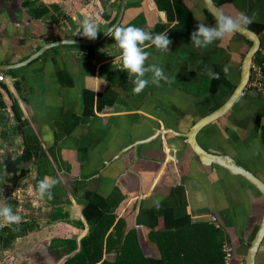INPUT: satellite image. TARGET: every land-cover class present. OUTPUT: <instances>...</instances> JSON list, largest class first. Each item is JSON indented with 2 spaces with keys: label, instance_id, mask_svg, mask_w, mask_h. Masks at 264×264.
Here are the masks:
<instances>
[{
  "label": "crops",
  "instance_id": "obj_1",
  "mask_svg": "<svg viewBox=\"0 0 264 264\" xmlns=\"http://www.w3.org/2000/svg\"><path fill=\"white\" fill-rule=\"evenodd\" d=\"M207 2L127 1L119 25L166 31L171 41L168 50L145 42L146 63L161 66L168 79L133 93L110 35L92 47L49 49L24 64L48 43L90 40L80 34L85 18L101 30L97 39L116 21L122 0H0V64L18 65L0 72V206L20 217H0V228L19 233L0 245V264H64L90 229L111 218L102 261L115 263L122 244L136 242L149 264H164L165 237L189 233L193 238L181 246L180 237L175 241L178 249L199 244L198 264H214L212 252L224 243L231 264H248L264 196L242 175L202 160L191 142L264 183V99L240 95L221 117L195 130L238 95L256 41L250 80L264 49V0H210L213 10ZM41 5L48 12L38 17L34 9ZM218 13H245L250 34L235 31L194 47L197 19L214 25ZM45 176L55 180L51 198L36 191ZM184 255L174 257L178 264H195ZM254 264H264V238Z\"/></svg>",
  "mask_w": 264,
  "mask_h": 264
},
{
  "label": "clouds",
  "instance_id": "obj_2",
  "mask_svg": "<svg viewBox=\"0 0 264 264\" xmlns=\"http://www.w3.org/2000/svg\"><path fill=\"white\" fill-rule=\"evenodd\" d=\"M200 21L196 29L190 34V41L194 47L206 48L215 41H221L230 36L237 30H241L247 23H250L249 17L245 13L238 16L218 13L215 17L214 25H208ZM98 26L94 21L87 18L82 21V30L80 34L90 40H95L98 32ZM115 40V44L120 49V59L122 68L128 75L132 76V91L140 93L150 82L159 83L161 79L167 80L164 69L158 64L146 63L149 52L145 49L149 46L145 42H150L152 46L159 50H168L171 43L167 32H149L136 25L113 26L105 31ZM227 71V69H225ZM146 73H151V78L146 77ZM55 183L54 179L45 176L37 182L36 191L41 198L45 195L51 198L49 189ZM0 217L5 221L13 222L20 219L19 215L14 213L8 205L0 206Z\"/></svg>",
  "mask_w": 264,
  "mask_h": 264
},
{
  "label": "trees",
  "instance_id": "obj_3",
  "mask_svg": "<svg viewBox=\"0 0 264 264\" xmlns=\"http://www.w3.org/2000/svg\"><path fill=\"white\" fill-rule=\"evenodd\" d=\"M35 15L40 17L47 14L48 9L44 5H41L34 9ZM4 106V103L2 100H0V107ZM108 221V220H107ZM113 222V218H111L108 222H104L103 224L107 223L105 227H94L90 229L89 234L84 237L81 241V250L72 258L68 259L64 264H149L142 256V253L140 251L139 245L135 242L132 244H122L121 249V255L118 256V259L115 263H109L107 260L102 261V255L103 250L105 246V236L106 232L109 229ZM207 226L208 231L213 235V232L215 231L214 228L211 226ZM187 235V236H185ZM19 236V233L16 232L14 229L10 227H4L0 228V245L6 246L10 244L13 240H15ZM189 236H191V239L193 238L192 234H184L183 235H173L167 236L169 240V247L163 245V257H164V264H178V260L174 258L175 256H180V253L185 252V260L187 262H194L197 263V250L202 248L197 243H187L185 246L183 244V247L178 249V244L175 240H178L180 237V243L179 246L182 245V242H184V239H189ZM111 235H109V238ZM107 244V251L110 247L109 239L106 240ZM204 246V244H202ZM186 247V248H185ZM205 248V246H204ZM214 251V248H213ZM215 256H214V255ZM190 255V257L188 256ZM181 259V257H180ZM182 260H184L182 258ZM211 262L214 264H224V253L222 252V245H216L215 251L212 252V259Z\"/></svg>",
  "mask_w": 264,
  "mask_h": 264
},
{
  "label": "water",
  "instance_id": "obj_4",
  "mask_svg": "<svg viewBox=\"0 0 264 264\" xmlns=\"http://www.w3.org/2000/svg\"><path fill=\"white\" fill-rule=\"evenodd\" d=\"M127 1L128 0H122V5H121L120 13H119L116 21L114 22V24L110 28H112L113 26H117V25L120 24L121 19H122V16H123V12H124L125 4L127 3ZM208 2H209L208 5H209V7L212 10L213 9H216L214 7L213 3L210 2V0H208ZM237 31H240V32H242L243 34H245L247 36L250 34L247 31H245L244 29L237 30ZM108 36H109V34H107L105 32L103 35H100L95 40H86V39H77V38L59 39V40L54 41L52 43L46 44L45 47H43L39 52H37L36 54L32 55L29 59H27L24 62V64H27V63L33 61L34 59H37L38 57H40L41 55H43V53H45L49 49H52V48H55V47H59V46H63V45H75V46L92 47V46H95V45L100 44ZM249 37H251V36H249ZM259 48H260V45H259V43H256V41H255V45L250 48V52L248 54V57L246 59V64L244 66L245 67L244 68L245 69V73H244L243 81H242L239 89L237 90V94L238 95L233 96L227 102V104L225 106H223V108H221L220 110L216 111L215 113H213L212 115L208 116L207 118H204V120L195 127V130L196 131L198 129L202 128L206 123H209V122H211L213 120H216L217 118L221 117L239 99L240 94L242 93V91L246 87L247 83L249 82L250 69H251V61H252V58H253L254 54L257 52V50ZM21 64H23V63H20V65ZM17 67H18V65L0 64V72H6V73H8L9 71L16 69ZM191 145L194 148V150L196 151V153H198L199 156H201L202 160L209 161V162H212V163L221 165L223 167H227L231 171L242 175L250 183H252L253 185H255V187H257L260 190V192L263 194V196H264V183L262 181H260L250 171H248L247 169H245L243 167V165L237 163L234 160L227 159V158H224V157L205 156V155H208V154H206L205 151H203L202 149H200L197 146L196 143L191 142ZM263 238H264V217H263V221H262L260 230L257 233V236H256V238H255V240L253 242L252 247H251L248 264H254V256H255V254L257 252V249H258L259 245L261 244Z\"/></svg>",
  "mask_w": 264,
  "mask_h": 264
},
{
  "label": "built area",
  "instance_id": "obj_5",
  "mask_svg": "<svg viewBox=\"0 0 264 264\" xmlns=\"http://www.w3.org/2000/svg\"><path fill=\"white\" fill-rule=\"evenodd\" d=\"M261 59L252 68L251 78L240 94L242 97L256 95L264 99V49H260ZM5 80V74L0 73V81ZM224 252V264H231L232 252L227 243L222 246Z\"/></svg>",
  "mask_w": 264,
  "mask_h": 264
}]
</instances>
